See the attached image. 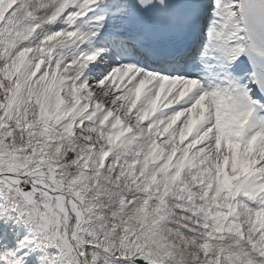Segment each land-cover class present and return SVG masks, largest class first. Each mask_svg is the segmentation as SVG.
<instances>
[{
	"label": "snow or ice",
	"instance_id": "obj_1",
	"mask_svg": "<svg viewBox=\"0 0 264 264\" xmlns=\"http://www.w3.org/2000/svg\"><path fill=\"white\" fill-rule=\"evenodd\" d=\"M0 264H264V0H0Z\"/></svg>",
	"mask_w": 264,
	"mask_h": 264
}]
</instances>
